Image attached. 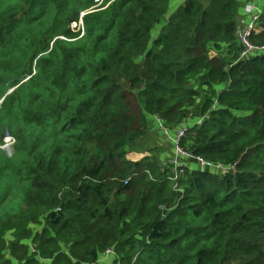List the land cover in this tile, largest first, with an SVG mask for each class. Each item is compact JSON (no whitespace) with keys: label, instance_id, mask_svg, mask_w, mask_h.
<instances>
[{"label":"trees","instance_id":"16d2710c","mask_svg":"<svg viewBox=\"0 0 264 264\" xmlns=\"http://www.w3.org/2000/svg\"><path fill=\"white\" fill-rule=\"evenodd\" d=\"M248 2L184 0L151 40L169 0H0V264L107 250L110 264H264V55L239 60L236 38ZM255 32L263 45L264 7ZM196 83L225 87L188 123L189 149L234 168L188 163L174 182L138 149L150 118L187 122Z\"/></svg>","mask_w":264,"mask_h":264},{"label":"rangeland","instance_id":"374dc122","mask_svg":"<svg viewBox=\"0 0 264 264\" xmlns=\"http://www.w3.org/2000/svg\"><path fill=\"white\" fill-rule=\"evenodd\" d=\"M98 1V0H96ZM184 2V0H169V6H168V12L165 16L164 21L157 25L156 28L154 29V31L151 34V40H154L160 29L162 28V26L164 25V22L169 18V16L178 8L180 7V5H182V3ZM251 2H254L258 8H262L264 7V2L260 1V0H251ZM241 15H240V24L238 27V30H241L244 26L245 23L248 20L247 16L243 15V8L241 7ZM82 22H79V24L81 25ZM74 26V24H72V27ZM259 31L256 30L255 34H258ZM258 46H262V45H258ZM236 52V51H235ZM235 55L233 56V58L235 59ZM233 59V60H234ZM250 59V58H249ZM230 62L232 61V59H229ZM239 60H246V59H241L240 55H239ZM236 63V62H235ZM234 63H231V65H233ZM225 87V85L220 84V85H214L212 87V91L215 93H211L208 89V87L206 88V86H200L199 84H194L193 86V90L196 91V96L190 101L188 102L187 105H185L184 107V114L186 117H188L186 119L187 122H185L181 127L177 128V129H182L184 128L188 123L191 124V127H199L202 125V123L205 121V119L208 118V113L210 111H212L213 109L216 110L218 109V105L217 103H215L216 97L218 95V93L223 90V88ZM210 103H213V105L210 107ZM205 106V107H204ZM209 108V112L207 111ZM235 111V110H234ZM233 114H237V117H241L244 116L245 114H243L242 112L236 111V112H232ZM158 122L156 119L150 118L149 119V126L147 129V132L145 133V135L142 137V144L140 146V148L138 149L140 152L143 151V155H150L151 157H153V160L158 164V166L162 169L161 173L166 170L167 168V163L169 162V160L172 157V143H171V138L174 135V131H169V136H165L163 135L157 125ZM186 139H185V145L187 147H189L192 143L187 139L189 135H187L186 132ZM10 138L9 141H7V138ZM13 143L14 140L11 136H9L8 134H6L3 138V146H1V148L6 152L7 155H11L13 152ZM139 147V145L137 146ZM164 155V159L161 160V157ZM142 156L137 154L136 156H131L129 154V157L131 159H140V157ZM192 167V166H189ZM220 170V169H218ZM212 174H220L221 171H212ZM176 186L173 185V188H175ZM42 221V220H41ZM29 236L28 239L22 241L20 244L26 245L28 246V250L29 253L33 251V237L36 233H39L42 229H43V224H31L29 225ZM11 232L6 234V238L7 239H11ZM107 255V256H106ZM6 258L11 259L9 254H6ZM114 259V254L111 250H107L104 252V254H100L98 257L99 260V264H110ZM13 264H18V261H15L14 259H11Z\"/></svg>","mask_w":264,"mask_h":264},{"label":"built area","instance_id":"2783aa9c","mask_svg":"<svg viewBox=\"0 0 264 264\" xmlns=\"http://www.w3.org/2000/svg\"><path fill=\"white\" fill-rule=\"evenodd\" d=\"M262 9L263 7L259 9L254 2H248L243 6V15L247 16L248 20L245 23V26L241 30H239L236 35L237 41L242 48L240 53L241 59H249L255 56L264 55V44L262 46H258L250 42V36L253 32H255L256 23ZM73 27H75V24ZM157 122L160 128V132L168 137L169 130L162 127L158 120ZM187 131L188 124L182 129H177L171 138L172 157L167 163V167L171 168V175L169 177L171 181L175 182L180 178V176L184 173L185 168H187L188 163L192 164L193 166L199 167L201 170L209 169L212 171H221L220 174L227 173L234 168V165H222L220 163H214L205 160L204 158L195 155L193 151L189 149V147L186 146L185 148L184 146H182L181 140L185 138V134ZM6 140L9 141L10 138L8 137ZM127 181L128 179L125 180L124 183L126 184Z\"/></svg>","mask_w":264,"mask_h":264},{"label":"crops","instance_id":"0c3cea01","mask_svg":"<svg viewBox=\"0 0 264 264\" xmlns=\"http://www.w3.org/2000/svg\"><path fill=\"white\" fill-rule=\"evenodd\" d=\"M238 15H239V16L241 15V9L239 10ZM156 125H157V127H158V129H159V131H160V128H159L158 124H156ZM141 153H143V151H141ZM130 155L132 156V155H133V152H131ZM135 156H136V155H135ZM160 157H161V160L165 158L164 155H162V156H160ZM106 256H107V255H106Z\"/></svg>","mask_w":264,"mask_h":264},{"label":"water","instance_id":"95a60500","mask_svg":"<svg viewBox=\"0 0 264 264\" xmlns=\"http://www.w3.org/2000/svg\"><path fill=\"white\" fill-rule=\"evenodd\" d=\"M81 16H83V14Z\"/></svg>","mask_w":264,"mask_h":264}]
</instances>
